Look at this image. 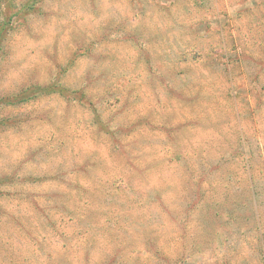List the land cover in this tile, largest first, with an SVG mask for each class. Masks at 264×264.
Here are the masks:
<instances>
[{
  "label": "rangeland",
  "instance_id": "374dc122",
  "mask_svg": "<svg viewBox=\"0 0 264 264\" xmlns=\"http://www.w3.org/2000/svg\"><path fill=\"white\" fill-rule=\"evenodd\" d=\"M26 1L0 0V264H264V0Z\"/></svg>",
  "mask_w": 264,
  "mask_h": 264
},
{
  "label": "trees",
  "instance_id": "16d2710c",
  "mask_svg": "<svg viewBox=\"0 0 264 264\" xmlns=\"http://www.w3.org/2000/svg\"><path fill=\"white\" fill-rule=\"evenodd\" d=\"M41 1H43V0H28V1H26V2L22 5V7H21L20 10H22V9H25V10H28V9H34L36 3L41 2ZM12 4H13V1H12V3L10 4V6H12ZM8 21H10V18L8 19ZM8 21H7V20H0V51H1V44L3 43L1 33H2V31H4L5 28H6V27H4V26H6V25L9 24ZM2 28H3V29H2ZM47 89L50 90V92H52V89H49V88H47V87H43V86H40V85H36V86H34V93L37 95V93H38L39 91L43 92V91H45V90H47ZM24 91H25L24 94H26V93H27V89H25ZM53 91H57V92L60 93L61 95H64V93H63V87H62V86H57L56 88H54ZM33 96H34V94L28 96L26 99H30V98H32ZM35 97H36V96H35ZM81 97H83V96H82V93H81ZM0 101H2L4 104H10V103H11V99H10L9 96H6L5 98L3 97ZM6 120H7L6 118H4V117H0V125L5 124V123H6Z\"/></svg>",
  "mask_w": 264,
  "mask_h": 264
}]
</instances>
